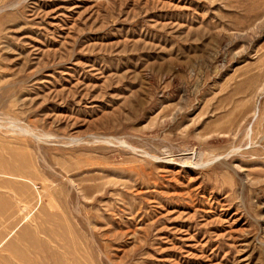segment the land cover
I'll return each instance as SVG.
<instances>
[{
  "label": "rangeland",
  "instance_id": "rangeland-1",
  "mask_svg": "<svg viewBox=\"0 0 264 264\" xmlns=\"http://www.w3.org/2000/svg\"><path fill=\"white\" fill-rule=\"evenodd\" d=\"M0 264H264V0H0Z\"/></svg>",
  "mask_w": 264,
  "mask_h": 264
}]
</instances>
